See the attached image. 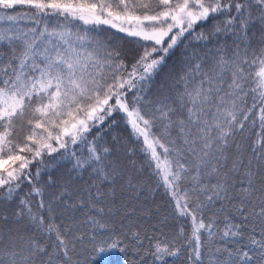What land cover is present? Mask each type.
I'll use <instances>...</instances> for the list:
<instances>
[{"label": "snow or ice", "instance_id": "1", "mask_svg": "<svg viewBox=\"0 0 264 264\" xmlns=\"http://www.w3.org/2000/svg\"><path fill=\"white\" fill-rule=\"evenodd\" d=\"M111 252L264 264V0H0V264Z\"/></svg>", "mask_w": 264, "mask_h": 264}, {"label": "trees", "instance_id": "2", "mask_svg": "<svg viewBox=\"0 0 264 264\" xmlns=\"http://www.w3.org/2000/svg\"><path fill=\"white\" fill-rule=\"evenodd\" d=\"M110 35V34H109ZM122 35V34H121ZM118 43L123 45V48L125 51H130L133 47V45L127 41H121L118 40ZM199 49V46L193 43L189 51H196ZM181 51L182 49H177L175 53L168 59L167 65L162 69L160 76L156 78V84L153 85L152 87L155 88L159 85V82L161 78L166 74L173 66H175L179 58L181 56ZM118 124L114 129H105V135L108 136V138H111L112 134H118L121 136L123 139L128 140L130 139L129 137V129L125 126L123 121L119 116L116 117ZM54 156H57V160L53 161V163L48 165V170L52 171L55 170L56 172H63L71 167V161L69 159L65 160H59L58 154H53ZM46 161L50 158L46 157ZM154 205H164L166 206V197L163 194V190H158L155 194V196L152 198V203L149 204V207L153 208L154 212ZM163 210V209H162ZM155 220V215L153 214L152 219H149L146 221L148 225H151ZM147 247V244H146ZM95 262L96 264H132L133 261H137L138 264H152V257L151 256H144L143 260L141 261L139 256L135 254H128L125 255L123 253L119 252H111L108 254H103V255H97L95 256ZM177 258H169L166 264H173V260ZM159 264V262H157Z\"/></svg>", "mask_w": 264, "mask_h": 264}]
</instances>
